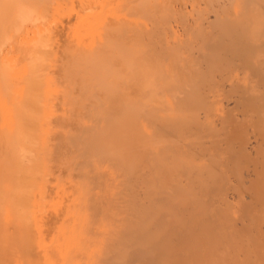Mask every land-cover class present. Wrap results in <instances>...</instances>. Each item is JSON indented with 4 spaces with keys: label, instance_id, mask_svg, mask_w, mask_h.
Wrapping results in <instances>:
<instances>
[{
    "label": "bare ground",
    "instance_id": "1",
    "mask_svg": "<svg viewBox=\"0 0 264 264\" xmlns=\"http://www.w3.org/2000/svg\"><path fill=\"white\" fill-rule=\"evenodd\" d=\"M0 264H264V0H0Z\"/></svg>",
    "mask_w": 264,
    "mask_h": 264
}]
</instances>
